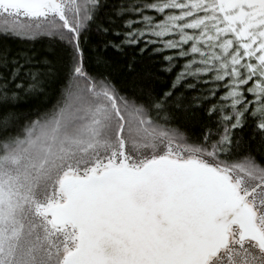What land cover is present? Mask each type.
I'll return each instance as SVG.
<instances>
[{"label":"snow or ice","instance_id":"snow-or-ice-1","mask_svg":"<svg viewBox=\"0 0 264 264\" xmlns=\"http://www.w3.org/2000/svg\"><path fill=\"white\" fill-rule=\"evenodd\" d=\"M0 264H264V0H0Z\"/></svg>","mask_w":264,"mask_h":264},{"label":"trees","instance_id":"trees-1","mask_svg":"<svg viewBox=\"0 0 264 264\" xmlns=\"http://www.w3.org/2000/svg\"><path fill=\"white\" fill-rule=\"evenodd\" d=\"M117 82H119V81H117ZM58 88H59V85L58 84L52 85L49 88V90H48V96H47V98L40 97L39 99L33 100L32 101L33 106H36V105L45 106V105H48L50 103H53L55 101V98L58 95Z\"/></svg>","mask_w":264,"mask_h":264}]
</instances>
